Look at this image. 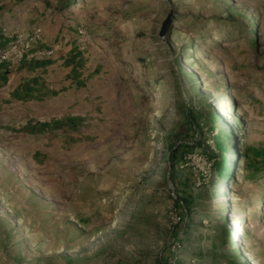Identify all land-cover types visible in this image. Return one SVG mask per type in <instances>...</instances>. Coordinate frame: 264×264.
I'll return each instance as SVG.
<instances>
[{
    "label": "rangeland",
    "instance_id": "374dc122",
    "mask_svg": "<svg viewBox=\"0 0 264 264\" xmlns=\"http://www.w3.org/2000/svg\"><path fill=\"white\" fill-rule=\"evenodd\" d=\"M248 262L264 0H0V264Z\"/></svg>",
    "mask_w": 264,
    "mask_h": 264
},
{
    "label": "bare ground",
    "instance_id": "6f19581e",
    "mask_svg": "<svg viewBox=\"0 0 264 264\" xmlns=\"http://www.w3.org/2000/svg\"><path fill=\"white\" fill-rule=\"evenodd\" d=\"M237 254L240 255L241 254V251H238ZM247 264H250V263L248 262Z\"/></svg>",
    "mask_w": 264,
    "mask_h": 264
}]
</instances>
